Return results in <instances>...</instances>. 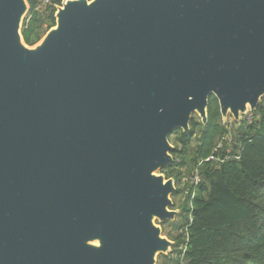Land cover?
I'll use <instances>...</instances> for the list:
<instances>
[{"label": "water", "instance_id": "obj_1", "mask_svg": "<svg viewBox=\"0 0 264 264\" xmlns=\"http://www.w3.org/2000/svg\"><path fill=\"white\" fill-rule=\"evenodd\" d=\"M29 10L0 0V264H157L170 134L264 99V0H64L33 47Z\"/></svg>", "mask_w": 264, "mask_h": 264}, {"label": "trees", "instance_id": "obj_2", "mask_svg": "<svg viewBox=\"0 0 264 264\" xmlns=\"http://www.w3.org/2000/svg\"><path fill=\"white\" fill-rule=\"evenodd\" d=\"M27 1L30 10L22 36L33 47L56 26V6L64 0ZM263 103L264 99L253 122L244 120L235 130L224 125L219 102L211 96L206 125L193 118L188 133L170 134L169 139L177 135L172 151L175 162L163 171L165 176L194 179L199 175L201 182H189L180 206L183 225L174 238L169 264H264ZM183 193L178 188L173 196Z\"/></svg>", "mask_w": 264, "mask_h": 264}, {"label": "rangeland", "instance_id": "obj_3", "mask_svg": "<svg viewBox=\"0 0 264 264\" xmlns=\"http://www.w3.org/2000/svg\"><path fill=\"white\" fill-rule=\"evenodd\" d=\"M263 101V100H262ZM263 107H264V103H263ZM193 118L195 120H200L199 116L197 114H194L193 115ZM256 119V114L255 112L254 113H248L245 117H242V120L240 122H236L234 120V118L229 115L226 122H224L225 124L224 125H227L229 126V128H234L235 130H238L240 127H241V123L245 120L247 122H253L254 120ZM177 135L176 134H173L171 137H170V142L171 144L175 147V139H176ZM228 140V143L230 145V150H231V146H232V138L230 137L229 139L227 138ZM197 144V136H194L193 138V145H196ZM184 173H186V169L183 170ZM161 174H164L166 175L163 171L160 172ZM175 178V176H174ZM193 179L190 178V176H186V175H183L181 177V179H176V187L177 189L180 188L184 191L183 194H179L177 197H174L172 196V199L174 201V205L173 207L171 208L172 210H175V211H178V215L176 217V220L174 222H170V221H167L165 223H163L161 226H162V229H163V236L168 238L169 240L173 241L174 242V238L177 237L178 233H180V228L181 226L183 225V222H182V217H180L181 215V212H182V209L180 208L181 204L185 201V195L188 193V187H189V182H192ZM176 246V244H175ZM173 250H174V247L172 249V252L169 253L167 256L166 255H160L158 257V261H157V264H165V263H170V254L173 253ZM175 256V255H174ZM173 264V263H171Z\"/></svg>", "mask_w": 264, "mask_h": 264}, {"label": "built area", "instance_id": "obj_4", "mask_svg": "<svg viewBox=\"0 0 264 264\" xmlns=\"http://www.w3.org/2000/svg\"><path fill=\"white\" fill-rule=\"evenodd\" d=\"M51 0H45V3L48 4ZM201 182L199 175H196L195 178L192 180V183L198 185Z\"/></svg>", "mask_w": 264, "mask_h": 264}]
</instances>
